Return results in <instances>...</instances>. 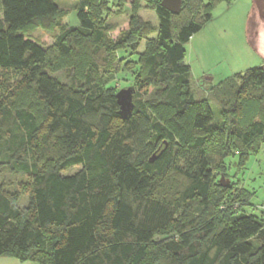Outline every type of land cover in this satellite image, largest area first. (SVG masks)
I'll return each instance as SVG.
<instances>
[{"label":"trees","instance_id":"1","mask_svg":"<svg viewBox=\"0 0 264 264\" xmlns=\"http://www.w3.org/2000/svg\"><path fill=\"white\" fill-rule=\"evenodd\" d=\"M152 1L158 25L143 23L139 34L154 36L138 62L157 98L135 93L123 117L113 76L108 84L97 73L93 52L83 74L54 68L49 50L26 32L56 28L53 48L64 57L81 38L99 46L106 30L87 11L90 0H78L77 27L57 20V0H0V175L26 176L21 191H29L21 206L19 193L0 183V256L37 264H264L263 217L214 195L216 187L229 195L214 179L218 169L226 174L225 159L248 157L264 143V62L220 82L214 114L210 96L188 88L185 44L231 0H181L178 13ZM6 71L20 76L13 89ZM22 91L30 98L18 106ZM170 226L172 235L157 241Z\"/></svg>","mask_w":264,"mask_h":264},{"label":"rangeland","instance_id":"2","mask_svg":"<svg viewBox=\"0 0 264 264\" xmlns=\"http://www.w3.org/2000/svg\"><path fill=\"white\" fill-rule=\"evenodd\" d=\"M57 1L60 5V12L57 15L60 24L66 27L79 26L78 0ZM89 4L87 11L95 25L106 30L105 42L99 46L94 47L87 38H81L80 41H76L78 48L75 54L64 57L53 48L56 28L49 30L29 26L26 32L49 50L48 60L54 68L69 66L72 70L77 69L75 71H78V74H83L92 58L97 66V73L108 84L113 76L116 93L122 89L133 88L132 99L137 97L135 93L138 92V97L143 100H155L157 98L155 88L148 80H143L138 62V56L145 49L147 41L154 36V34L145 36L139 34L143 23L158 25L154 2L152 0H90ZM212 16V19L185 44L184 61L190 66L187 83L189 90L195 96H210L209 100L215 114L220 105L219 99L212 97V93L220 82L235 72L258 66L264 60V0H231L227 4L220 3L212 9ZM176 20L181 22L184 16L180 15ZM95 48L97 50L94 51ZM92 52L93 55L90 54ZM1 74L9 89L15 87L20 77L17 72L12 71ZM29 98L30 96L24 91L17 92L14 103L18 106L25 105ZM225 162L228 166L226 174L221 172L222 169H218L214 179L216 183L228 186L229 195L224 196L217 187L214 188V195L220 201L227 200L231 203V207L234 204L238 211L247 209L264 219V143L257 152L248 157L243 155L240 159L237 155H230ZM27 181L26 176L10 174L7 171L0 175V183L4 188L19 193L21 206L28 203L29 191L27 189L21 191L22 184L28 186ZM246 197H248V207L245 204ZM165 235H172L171 226L166 233L157 236V241Z\"/></svg>","mask_w":264,"mask_h":264},{"label":"water","instance_id":"3","mask_svg":"<svg viewBox=\"0 0 264 264\" xmlns=\"http://www.w3.org/2000/svg\"><path fill=\"white\" fill-rule=\"evenodd\" d=\"M181 0H161L160 5L172 13H178L181 7ZM132 89H122L115 94L117 104L119 105V113L123 117H128L133 107ZM223 183V182H222Z\"/></svg>","mask_w":264,"mask_h":264},{"label":"crops","instance_id":"4","mask_svg":"<svg viewBox=\"0 0 264 264\" xmlns=\"http://www.w3.org/2000/svg\"><path fill=\"white\" fill-rule=\"evenodd\" d=\"M224 11V10H223ZM213 17V16H212ZM190 40V39H189ZM189 42V41H188ZM187 42V43H188ZM186 43V44H187ZM186 51V48H185ZM264 62V60H262V62L260 64H262ZM259 64V65H260ZM202 72H206V71H202ZM207 73V72H206ZM221 78V77H220ZM0 264H37L33 261H20L15 257H10V256H0Z\"/></svg>","mask_w":264,"mask_h":264}]
</instances>
